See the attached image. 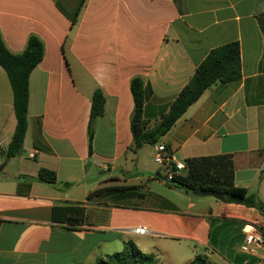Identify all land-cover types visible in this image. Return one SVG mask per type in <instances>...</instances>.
<instances>
[{
	"label": "crops",
	"instance_id": "0c3cea01",
	"mask_svg": "<svg viewBox=\"0 0 264 264\" xmlns=\"http://www.w3.org/2000/svg\"><path fill=\"white\" fill-rule=\"evenodd\" d=\"M80 2L0 0L8 49L21 53L31 35L44 44L30 75L23 148L8 161L16 117L0 66V264H96L127 242L157 264H190L198 255L264 264V251L244 244L246 234L264 230V214L170 186L155 146L129 149L133 78L145 82L144 117L153 127L206 56L237 42L241 78L210 87L160 143L185 164L232 157L235 185L264 203V0H87L73 25ZM96 90L106 103L90 155ZM41 169L55 172L57 183L40 182ZM71 206L85 209L84 224L54 219V208Z\"/></svg>",
	"mask_w": 264,
	"mask_h": 264
},
{
	"label": "trees",
	"instance_id": "16d2710c",
	"mask_svg": "<svg viewBox=\"0 0 264 264\" xmlns=\"http://www.w3.org/2000/svg\"><path fill=\"white\" fill-rule=\"evenodd\" d=\"M87 0H81L72 24L78 22L79 14ZM44 58L42 40L31 35L21 53H12L0 32V66L5 70L13 90V107L16 117V128L4 153L8 161L22 151L28 130L29 81L32 71ZM241 52L237 42L228 43L213 49L197 67L193 77L172 102L168 112L153 127H149L144 108L145 82L141 77L131 81V92L134 110L131 118L133 142L130 151L137 152L147 145L154 146L162 141L188 109L213 85L230 83L241 78ZM105 97L96 90L92 97L91 116L88 129L89 152L92 155L94 140V120L105 112ZM186 171L182 175L173 176L168 182L170 186L182 189L191 194L198 190L224 194L227 203L242 204L255 208L264 214V203L245 188H239L234 182L235 165L230 156L202 157L186 161ZM163 178V177H162ZM38 180L42 183L55 185L56 173L41 169ZM107 190L98 189L89 194L88 199L100 196ZM54 219L70 227L84 224L85 209L82 207H59L53 210ZM158 259L151 254L143 253L135 243L127 242L122 251L98 260L96 264H157ZM190 264H213L206 256L198 255Z\"/></svg>",
	"mask_w": 264,
	"mask_h": 264
},
{
	"label": "built area",
	"instance_id": "2783aa9c",
	"mask_svg": "<svg viewBox=\"0 0 264 264\" xmlns=\"http://www.w3.org/2000/svg\"><path fill=\"white\" fill-rule=\"evenodd\" d=\"M154 146L156 149L154 161L159 166L164 181L169 182L173 179V176L182 175L186 171V164L177 161L165 144L158 143ZM36 155V151L32 152L30 158L33 159ZM137 231L144 233L146 230L141 228ZM244 244L252 253L257 252L259 249L264 251V230L255 229L253 232L246 234Z\"/></svg>",
	"mask_w": 264,
	"mask_h": 264
},
{
	"label": "water",
	"instance_id": "95a60500",
	"mask_svg": "<svg viewBox=\"0 0 264 264\" xmlns=\"http://www.w3.org/2000/svg\"><path fill=\"white\" fill-rule=\"evenodd\" d=\"M5 167V164H2L0 166V172L3 170V168ZM197 195L201 196V197H214L216 198L217 200L219 201H222V202H227L224 194H221V193H216V192H205V191H201V190H198L197 191Z\"/></svg>",
	"mask_w": 264,
	"mask_h": 264
},
{
	"label": "rangeland",
	"instance_id": "374dc122",
	"mask_svg": "<svg viewBox=\"0 0 264 264\" xmlns=\"http://www.w3.org/2000/svg\"><path fill=\"white\" fill-rule=\"evenodd\" d=\"M97 174L99 175L100 173H97ZM103 175H104V177H106L107 176V173H104ZM116 252H120V251H116Z\"/></svg>",
	"mask_w": 264,
	"mask_h": 264
}]
</instances>
